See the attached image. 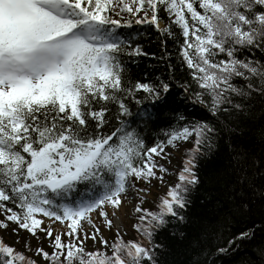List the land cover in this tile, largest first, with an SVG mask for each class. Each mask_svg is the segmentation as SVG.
Here are the masks:
<instances>
[{
    "label": "snow or ice",
    "instance_id": "6c2138e0",
    "mask_svg": "<svg viewBox=\"0 0 264 264\" xmlns=\"http://www.w3.org/2000/svg\"><path fill=\"white\" fill-rule=\"evenodd\" d=\"M134 25L155 29L160 56ZM142 57L167 74L137 77ZM174 89L186 107L157 131ZM257 107L264 0H0V264H170L159 232L174 225L182 244L193 193L225 171L238 198L200 226L190 264L241 250L252 253L241 264H264V152L237 139ZM256 134L264 144V124ZM173 152L182 165L168 182ZM157 183L166 190L147 207ZM237 216L254 218L229 232Z\"/></svg>",
    "mask_w": 264,
    "mask_h": 264
},
{
    "label": "trees",
    "instance_id": "16d2710c",
    "mask_svg": "<svg viewBox=\"0 0 264 264\" xmlns=\"http://www.w3.org/2000/svg\"><path fill=\"white\" fill-rule=\"evenodd\" d=\"M135 28L141 30L145 35V39L142 41L145 50L150 52H156L157 56L162 54L161 45L156 38V33L154 28H148L147 26L134 25ZM148 37H151L149 39ZM169 49H172L171 43H169ZM176 61L173 60V63ZM133 72L137 77L141 76L144 72H148L152 76H158L160 74H167V69L165 67V61L159 59H153L150 57H142L138 65H132ZM182 70H177V78L181 75ZM186 107V102H181L178 95V89H174L173 94L169 97L168 104L162 105L159 108L157 115V122L155 129L158 131L159 128L166 126L169 112L182 110ZM188 110L191 111V106L187 105ZM207 113H201V115H206ZM264 124V111L259 107L256 108V119L255 121H248L244 127L243 132L238 136V141L247 150L255 152L258 156L264 152V144L261 143L259 136L256 134L260 126ZM228 145L222 140L219 145V151L216 154L213 162V167L216 164H222L226 161L228 156ZM259 184L260 181L258 180ZM235 189V191L233 190ZM239 187L235 185V177L231 173L225 171L223 179L220 183L214 184L211 187L208 184L202 185L198 190L193 193V199L195 205L191 212L189 213L190 221L182 226L181 230L187 233V239L182 244L175 243L171 231L175 227L169 224L165 229L159 232L157 239L170 245L167 259L170 264H190L193 259L194 249L191 248V242L199 237L200 226L207 221H214L217 217L229 216V209L232 208V200L230 197L237 196L239 193ZM210 196L211 200L202 205L201 201L204 200L205 196ZM219 201L221 207L216 208V203ZM254 217L241 218V217H229L228 231L235 232L245 226L250 219ZM259 221L257 220V223ZM228 233H225L227 235ZM207 247L215 246L214 238H209L205 245ZM252 256L250 250H241L235 255L218 256L215 258L214 264H241V260ZM211 259V257H209Z\"/></svg>",
    "mask_w": 264,
    "mask_h": 264
},
{
    "label": "rangeland",
    "instance_id": "374dc122",
    "mask_svg": "<svg viewBox=\"0 0 264 264\" xmlns=\"http://www.w3.org/2000/svg\"><path fill=\"white\" fill-rule=\"evenodd\" d=\"M182 157H183V154L181 152H173V156H172V159H171V164H169V168L172 169V173L169 174V176L167 177V181L168 182H171V181H174L175 180V170L177 168H179L181 165H182ZM166 190V185H161V184H156L154 189H153V194L152 196L149 198L148 202L146 203V206L147 207H152V208H155L156 206V197L158 195H161L163 194V192ZM5 237V239L11 241L13 239L11 233H2ZM136 233L133 232L131 230V223L129 222V235H128V238H132L133 236H135ZM89 248H92L93 247V244L91 242H89Z\"/></svg>",
    "mask_w": 264,
    "mask_h": 264
}]
</instances>
